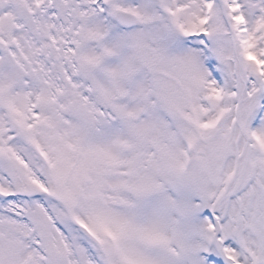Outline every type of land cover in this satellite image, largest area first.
<instances>
[{
  "label": "snow or ice",
  "instance_id": "6c2138e0",
  "mask_svg": "<svg viewBox=\"0 0 264 264\" xmlns=\"http://www.w3.org/2000/svg\"><path fill=\"white\" fill-rule=\"evenodd\" d=\"M0 264H264V0H0Z\"/></svg>",
  "mask_w": 264,
  "mask_h": 264
}]
</instances>
